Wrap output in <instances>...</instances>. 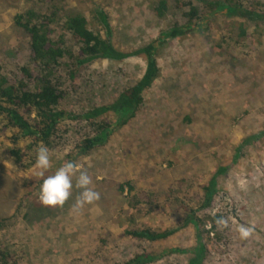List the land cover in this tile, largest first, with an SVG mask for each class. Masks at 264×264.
Here are the masks:
<instances>
[{"label":"rangeland","instance_id":"1","mask_svg":"<svg viewBox=\"0 0 264 264\" xmlns=\"http://www.w3.org/2000/svg\"><path fill=\"white\" fill-rule=\"evenodd\" d=\"M152 1L156 0H39V5L57 7L59 17L80 12L90 21L92 10L102 7L114 46L129 51L172 25V12L156 17ZM174 1L168 0L169 5ZM32 3L36 1L0 0L2 73L18 75L27 61V36L14 24L13 15ZM215 12L209 31L200 26L164 41L159 37L155 53L160 76L144 92L137 115L114 130L102 147L75 156L76 163L82 159V170L91 177L90 187L99 192V200L75 208L79 189L74 188L63 206L44 205L38 197L41 183L33 175L38 149L26 152L23 162L30 165L23 168L9 156L11 143L0 133V217H8L0 228V247L12 256L6 264H121L139 252L149 255L143 264H186L196 245L190 224L151 243L122 233L138 223L152 227L182 223L185 215L174 195L188 197L192 204L219 164L227 165V170L217 177L219 195L213 211L222 214L226 225H219L218 241L207 243L203 264H264V136L244 146L241 157L231 163L234 146L264 128V32L251 35L260 43L248 38L235 50H212L211 40L223 32L235 36L239 24L232 12L221 8ZM57 32L69 40L67 32L59 27ZM144 67L141 55L97 59L81 66L76 83L65 80L70 85L61 106L78 112L108 101L139 78ZM186 115L191 121L185 120ZM73 134L65 133L48 148L53 163L48 174L66 162ZM25 144L20 140L17 146ZM101 178L131 179L138 187L162 194L175 190L165 203L161 201V209L131 220L123 196L113 186H104ZM180 178H184L181 187ZM240 225L252 228L247 238H241Z\"/></svg>","mask_w":264,"mask_h":264},{"label":"trees","instance_id":"2","mask_svg":"<svg viewBox=\"0 0 264 264\" xmlns=\"http://www.w3.org/2000/svg\"><path fill=\"white\" fill-rule=\"evenodd\" d=\"M35 1L36 3L13 15L14 24L27 36V61L18 68V75L0 71V133L3 132L6 140L11 143L8 147L9 156L23 168L30 165L23 162L27 151H36L41 145L51 148L68 132L75 136L73 147L65 154V158L66 161L75 162V156L84 157L102 147L114 130L134 118L144 103V92L160 76L155 53L161 42L159 37L164 41V38H174L200 26L209 31L210 21L215 18V11L219 8L235 15L239 23L238 32L235 36L223 32L220 38L211 40L212 50L225 51L229 47L235 50L240 41L248 38L250 42L254 41L255 37L251 36L253 32H264L262 0H175L171 6L168 0H156L152 1L151 8L154 15L162 18L172 12V25L162 28L158 38L132 50L123 51L113 44L109 17L102 7L97 6L92 10L93 21H90L80 12H70L59 17L57 7L43 9L39 0ZM217 25V29H225ZM58 27L69 34V40L57 32ZM255 40L260 43L258 38ZM131 55H141L144 58V70L139 78L119 88L112 99L92 103L78 112L61 106L67 96L66 85H70L65 80L76 83L81 66L97 59L122 60ZM184 118L191 121L188 115ZM263 136L264 128L244 137L234 146L231 163L237 162L241 157L244 146ZM20 140H26V144L17 146ZM81 161L82 159L77 163L82 164ZM226 170L227 165L219 164L202 184L200 194L196 193V201L192 204L187 200L188 197L186 199L174 195L177 207L185 215L182 223L162 227L138 223L125 228L122 234L140 242H158L167 239L179 226L190 224L195 231L196 245L191 247L186 264H203L208 254L207 243L219 240L218 221L222 219V214L217 210L213 211V206L219 195L217 177ZM100 181H106L104 186H113L123 196L125 205L130 210L131 220L136 215L147 217L161 209V201L165 203L175 190L169 188L162 194L157 190L138 187L131 179L117 181L101 178ZM41 182L39 179L38 183ZM183 182L184 178L178 179V186H183ZM7 220L8 217H0V228L4 227ZM145 254L136 253L121 264H143L149 257ZM10 258L12 256L7 248L0 247V264H6Z\"/></svg>","mask_w":264,"mask_h":264},{"label":"clouds","instance_id":"3","mask_svg":"<svg viewBox=\"0 0 264 264\" xmlns=\"http://www.w3.org/2000/svg\"><path fill=\"white\" fill-rule=\"evenodd\" d=\"M11 168H13L12 164ZM50 169H53L50 151L46 146L41 145L37 150L33 175L42 181L38 197L44 205L63 206L72 196L74 188L79 189L75 208H81L85 204H91L100 199L99 192L90 187L92 180L87 172L82 170L83 165L66 161L48 174ZM74 180L75 183H73ZM218 223L226 225L223 220ZM238 231L241 238H247L251 234L252 228L240 225Z\"/></svg>","mask_w":264,"mask_h":264}]
</instances>
